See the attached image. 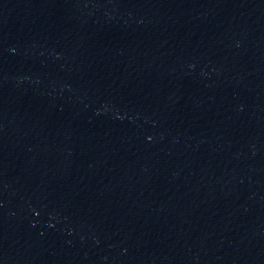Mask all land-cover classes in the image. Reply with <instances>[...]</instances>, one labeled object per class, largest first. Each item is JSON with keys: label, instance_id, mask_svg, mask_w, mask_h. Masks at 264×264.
I'll return each mask as SVG.
<instances>
[{"label": "water", "instance_id": "water-1", "mask_svg": "<svg viewBox=\"0 0 264 264\" xmlns=\"http://www.w3.org/2000/svg\"><path fill=\"white\" fill-rule=\"evenodd\" d=\"M0 264H264V0H0Z\"/></svg>", "mask_w": 264, "mask_h": 264}]
</instances>
